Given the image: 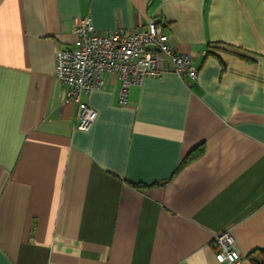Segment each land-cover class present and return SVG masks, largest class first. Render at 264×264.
Returning <instances> with one entry per match:
<instances>
[{
  "label": "crops",
  "instance_id": "crops-1",
  "mask_svg": "<svg viewBox=\"0 0 264 264\" xmlns=\"http://www.w3.org/2000/svg\"><path fill=\"white\" fill-rule=\"evenodd\" d=\"M86 15L158 19L198 78L148 76L120 103L107 75L78 129L55 55ZM225 231L264 261V0H0V264H223Z\"/></svg>",
  "mask_w": 264,
  "mask_h": 264
},
{
  "label": "built area",
  "instance_id": "built-area-1",
  "mask_svg": "<svg viewBox=\"0 0 264 264\" xmlns=\"http://www.w3.org/2000/svg\"><path fill=\"white\" fill-rule=\"evenodd\" d=\"M75 40L71 46L57 50L55 75L67 85L66 100L78 104L77 124L80 130L91 128L98 111L82 96L103 87L106 76L118 77L121 82L120 103H127L129 89L141 84L148 76L174 72L196 80L198 69L192 66V56L169 44L165 26L156 18L146 28H115L101 31L89 16H83L74 27ZM216 258L223 264H240L243 256L235 247L229 231L214 239Z\"/></svg>",
  "mask_w": 264,
  "mask_h": 264
},
{
  "label": "trees",
  "instance_id": "trees-1",
  "mask_svg": "<svg viewBox=\"0 0 264 264\" xmlns=\"http://www.w3.org/2000/svg\"><path fill=\"white\" fill-rule=\"evenodd\" d=\"M198 151H192L189 153L188 157L185 159L184 163H186L188 160H190L191 158H193L194 156L198 155ZM264 252V251H263ZM258 264H264V261Z\"/></svg>",
  "mask_w": 264,
  "mask_h": 264
}]
</instances>
